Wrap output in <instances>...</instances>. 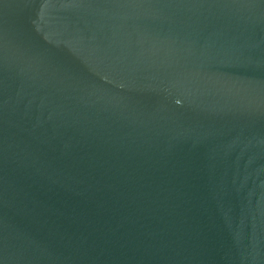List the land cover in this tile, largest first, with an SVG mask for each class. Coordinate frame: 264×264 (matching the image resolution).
<instances>
[{"label": "water", "instance_id": "water-1", "mask_svg": "<svg viewBox=\"0 0 264 264\" xmlns=\"http://www.w3.org/2000/svg\"><path fill=\"white\" fill-rule=\"evenodd\" d=\"M0 264H264V0H0Z\"/></svg>", "mask_w": 264, "mask_h": 264}]
</instances>
